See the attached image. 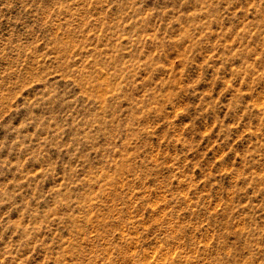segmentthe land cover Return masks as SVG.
<instances>
[{"label":"rangeland","instance_id":"obj_1","mask_svg":"<svg viewBox=\"0 0 264 264\" xmlns=\"http://www.w3.org/2000/svg\"><path fill=\"white\" fill-rule=\"evenodd\" d=\"M0 264H264V0H0Z\"/></svg>","mask_w":264,"mask_h":264}]
</instances>
